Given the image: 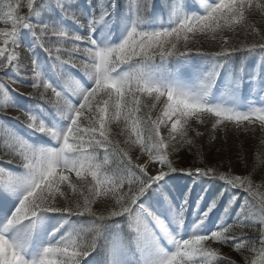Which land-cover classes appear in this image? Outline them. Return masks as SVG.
I'll return each instance as SVG.
<instances>
[{
	"label": "snow or ice",
	"instance_id": "snow-or-ice-1",
	"mask_svg": "<svg viewBox=\"0 0 264 264\" xmlns=\"http://www.w3.org/2000/svg\"><path fill=\"white\" fill-rule=\"evenodd\" d=\"M257 15L264 0L0 4V114L18 108L25 129L0 121V264H237L209 241L264 264L261 186L170 158L196 146L192 121L264 125ZM200 38L218 50H203ZM26 39L36 102L25 109L9 88ZM173 174L191 181L178 194Z\"/></svg>",
	"mask_w": 264,
	"mask_h": 264
},
{
	"label": "rangeland",
	"instance_id": "rangeland-1",
	"mask_svg": "<svg viewBox=\"0 0 264 264\" xmlns=\"http://www.w3.org/2000/svg\"><path fill=\"white\" fill-rule=\"evenodd\" d=\"M7 2H9V0H0V4L7 3ZM27 11H28L27 8L23 7L21 9V14H24ZM51 17L55 19L58 18V16H51ZM48 20H54V19L49 18ZM4 27H8V25H5L3 21H0V28H4ZM68 27H71L74 31L79 30L78 26L72 25L71 23L68 24ZM207 42H209L208 44L212 46L214 51L218 50V48H214L216 46L218 47V43L213 42L210 39H207ZM27 45H28V40L26 39L24 43L20 46V49L18 50L19 54L22 57L21 63H20L21 71L16 72V73H10L12 78L18 80L19 82L16 85H13L11 88H9V92L11 93L13 99L15 100L19 108H25V109L35 105V103H33L34 99L30 98L28 95L29 93H31L33 89L30 86L31 81L28 78V74H29L28 65L30 64V60L27 58H24L30 55V53L27 50ZM38 54L40 55L41 58L45 57V54L42 51L38 50ZM196 59L199 60V57H197ZM256 60H257L256 57H252L249 60V67L254 65L256 63ZM68 87L71 88L72 85L69 83ZM34 102L36 101L34 100ZM158 110H159V106L157 108V112ZM18 116H20L21 119H23L21 112L18 110V108L9 107L6 110V114H0V121H3L11 125L21 135H25V129L23 125L21 124V122L13 119L14 117H18ZM10 118H12L11 121H9ZM193 122L198 126L197 130L199 131L201 136H203L204 133L205 134L207 133L208 137L212 139V141L217 142V143H224V144L227 143L229 146H231V150L234 148L233 146L236 142H242V141L244 145L245 144L248 145V142L257 140V142L264 145V125H261L259 122L252 124V125H249L248 122H244V124L240 126H237L234 123H228L226 126H219L215 130L212 128V125L214 123V119L212 118L207 119L203 124L197 121H193ZM26 138L28 137L26 136ZM36 139H37L36 137H32V140L34 142L36 141ZM133 155H134V152H133ZM5 159H7V157H5ZM145 159L139 162L142 163L144 162ZM232 161H233L234 167L236 165L238 167L239 166L241 167L242 164H244L243 160L238 159L237 154H233ZM4 166L8 167L11 170H16L15 166L13 165H4ZM190 183L191 181L187 176L183 174H173V179L170 182V187L172 188L173 193L178 194L179 190H182L185 185H188ZM219 187H220L219 183L213 184L210 188L209 195L214 194L219 189ZM196 190L199 191V188H197ZM173 193H169V196H171ZM241 199H242V194H241ZM225 200H226V197H225ZM235 207L236 206L234 205L233 208ZM222 211H223L222 207H219L216 211V215L218 216ZM161 218L163 219V217ZM230 221H231V218H229V222ZM117 222H121L119 221V218H117ZM208 243L211 247L218 248L222 255L228 256L229 258L236 261L237 264H239L237 261L238 259H236V255H237L236 251L232 249L231 254L233 255H231L230 253L227 254V251L224 245L221 244L220 242L209 241Z\"/></svg>",
	"mask_w": 264,
	"mask_h": 264
},
{
	"label": "trees",
	"instance_id": "trees-1",
	"mask_svg": "<svg viewBox=\"0 0 264 264\" xmlns=\"http://www.w3.org/2000/svg\"><path fill=\"white\" fill-rule=\"evenodd\" d=\"M49 18L55 20V18H52L51 16L44 17L45 20H48ZM251 19L257 22V27H262V30H264V18H261L257 15L251 17ZM241 39L243 38L241 37ZM252 39V37H249L248 42H252ZM208 43L209 42H207L206 38H200V44L203 50L214 51L212 46ZM214 48L218 47L216 46ZM33 103H35L34 100ZM191 124L193 130L189 132V136L195 141L196 146H193L191 150H189L188 147H184L178 152L173 153L170 158L172 159L175 167L183 169L196 167L203 168L206 166L217 167L223 172L231 171V173L235 175L251 176L252 181L256 185L261 186L259 191L264 193V164L259 163V159H264V145L257 142V140L248 142V145H244L242 141L236 142L233 146L234 148L231 150V146H229L227 143L224 144L212 141V139L208 137L207 133H204L203 136H197L195 133L198 131V126L193 121ZM117 131L118 128L114 125L113 132L116 133ZM116 138L119 139L120 137L117 136ZM197 146L199 148V152L202 153V155H198ZM233 154H237L238 159L243 160L244 164H242L241 167H238L237 165L234 167L232 161ZM134 155H138V153L134 151ZM145 158L146 157H140V161ZM58 203L62 204L63 201H58ZM224 247L227 251V254L232 253L231 250L233 248L225 245ZM97 259H99V257ZM236 259H238L237 261L239 264H243V258L239 253H237Z\"/></svg>",
	"mask_w": 264,
	"mask_h": 264
},
{
	"label": "bare ground",
	"instance_id": "bare-ground-1",
	"mask_svg": "<svg viewBox=\"0 0 264 264\" xmlns=\"http://www.w3.org/2000/svg\"><path fill=\"white\" fill-rule=\"evenodd\" d=\"M150 171H151V169H150Z\"/></svg>",
	"mask_w": 264,
	"mask_h": 264
}]
</instances>
